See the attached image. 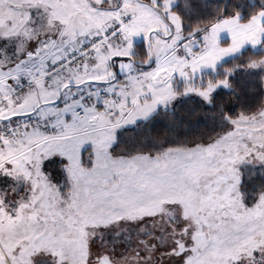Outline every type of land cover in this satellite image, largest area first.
<instances>
[{"label":"snow or ice","instance_id":"1","mask_svg":"<svg viewBox=\"0 0 264 264\" xmlns=\"http://www.w3.org/2000/svg\"><path fill=\"white\" fill-rule=\"evenodd\" d=\"M0 264H264V0H0Z\"/></svg>","mask_w":264,"mask_h":264}]
</instances>
